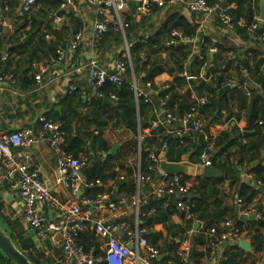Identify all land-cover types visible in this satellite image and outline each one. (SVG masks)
Instances as JSON below:
<instances>
[{
  "label": "built area",
  "instance_id": "2783aa9c",
  "mask_svg": "<svg viewBox=\"0 0 264 264\" xmlns=\"http://www.w3.org/2000/svg\"><path fill=\"white\" fill-rule=\"evenodd\" d=\"M85 1L94 7L95 12L90 27V37H87V31L84 29L79 30L71 40L69 50L59 46L55 54L34 59L30 63V69L36 87L41 89L45 85V75L50 72V69L55 64L68 61L69 58L77 54V51L85 45V42L97 46L111 28L121 33L123 47L113 58L110 67L102 65L97 58L92 57L85 65L88 71L85 75V85L71 84L67 93L72 94L83 91L84 107L90 109L95 98L103 100L108 98L117 104L118 96L115 92L105 96V93L101 91L105 84L111 82L119 87L124 83H128L134 92L138 109L141 100L155 105L150 112L151 122L149 126L143 129L141 124L139 125L138 147L127 160V163L134 169L133 178L137 185V194L129 199L125 194H116L114 186L94 196L87 194L86 189L94 185L83 173L84 168L90 162V154L82 152L74 155L68 152L66 150V138L61 128L62 124L46 118L42 119L41 133L49 135L51 147L57 156L55 183L68 187L70 198L64 199L61 194L55 192L50 184L40 177L38 169L31 168L30 165L19 160L18 155L12 150L13 146L18 147L30 142L33 134L31 128H23L13 132L0 128V182L7 180L12 172L18 174V190L22 202L23 220L30 231H34L38 240L51 238L57 248L61 249L62 256L58 259L57 264H158L157 261L162 253L150 243L145 236V230L140 228V205L146 202L148 197L142 196L141 193L146 186H148V195L158 197L174 196L178 211L184 213L186 219H190L198 225V231L204 241L200 246V250L204 252L201 264H223L222 261L225 259L224 254L228 245L239 246L242 239L253 241L255 233H250L244 229L240 225V220L250 219L252 215H255V218L262 219V215L257 213L251 205L248 206L244 199L237 195L236 189L228 185L223 188V192L226 195H230L232 192L236 194L235 203L238 217H227L210 225L206 219L199 218L193 211L192 198L193 195H198L200 189L198 178L185 179L183 175L172 176L163 172L159 167V159L153 148L149 149V159L152 162L150 168L156 173L143 176L141 168L142 145L145 137L150 136L151 132L159 131V136L181 137L193 142L200 135H204L205 146L198 162L203 165H214L217 135L206 130L208 120L197 109L185 112L182 117V126L177 127L176 122L179 117L167 105L172 85L167 82L154 88L152 81H144L146 77L144 71L139 74L135 73L134 58L131 53L132 44L128 42L126 36V28L129 26L126 15L130 13L131 5L135 8L136 21L156 16L152 12L153 5L160 7L158 13L164 12L165 17L169 11L174 12L183 8L189 10L196 15L197 34L189 36L185 35L180 29H173L169 33L167 44L191 46L190 56H193L195 47L200 44L202 38L204 36L209 37L207 26L211 16L217 17L222 27L231 33H234L240 27L242 29L246 28L249 34L253 35L257 26L261 25L263 27L264 18L261 19L260 11L258 13L256 11V7L260 5V0H252L254 17L250 23L245 18L238 20L233 18L230 11L236 6L230 4V1L228 5L220 8V4L224 0H218L213 5H210L207 0ZM65 6L66 4L63 3L62 8ZM38 8L39 3L37 0H20V5L14 13L12 23L15 27H18L22 21L27 18L30 19ZM218 9H220L219 12H217ZM10 10L8 4L3 5L0 9V37L5 31V14ZM59 20H62V18H59ZM163 23L160 25L158 32L162 31ZM154 34L147 24L140 33L141 42L146 43ZM258 39L259 43L264 44V33L259 35ZM216 43H218V40H216ZM211 50L216 51L217 48L213 47ZM141 56L146 59L145 53H142ZM228 56L231 59L234 58L232 49H229ZM8 57L9 53L7 51L3 56V60L8 59ZM258 58L263 59L262 70L264 71V50L260 51ZM181 75L189 81L198 78L211 81V78H206L203 75L199 77L191 76L186 71ZM6 77L11 85H16L17 78L13 73H7ZM159 92H166V95L164 98L158 99L159 102L156 103V95ZM190 99L191 102L197 105L204 104L207 101L206 97L199 95L194 89L190 94ZM181 143L186 142L182 140ZM234 166L240 172L241 183L252 184L255 188H262L264 191L262 181L256 179L246 164H241L238 160H235ZM167 205L168 202H166ZM130 206L135 211L134 224L126 220ZM45 208L55 211L59 219L50 221L47 212L44 210ZM90 210H95L98 215H91ZM88 230H91L95 235V244L92 245L90 250H86L84 245L77 241V236ZM191 249V245L180 246L175 253L170 255L168 263H174L173 259L178 257L182 264H193Z\"/></svg>",
  "mask_w": 264,
  "mask_h": 264
},
{
  "label": "trees",
  "instance_id": "16d2710c",
  "mask_svg": "<svg viewBox=\"0 0 264 264\" xmlns=\"http://www.w3.org/2000/svg\"><path fill=\"white\" fill-rule=\"evenodd\" d=\"M230 4L236 6L231 9L230 14L235 20L245 18L249 23L253 21L254 12L252 9V0H229ZM42 6L40 14L44 17L49 15V11L57 12L59 15H63L64 11L60 9L62 0H37ZM210 5L218 2V0H207ZM8 4L11 8L8 14L12 15L17 7L18 0H0V9L3 5ZM160 7L153 5L152 12L158 14ZM257 13L259 7H256ZM70 16L74 19V12H70ZM126 21L129 26L126 28L127 40L131 46V53L133 55V63L135 73L139 74L141 71L146 73L144 81H152L153 87L157 85L154 79L157 75L162 74L165 71L174 72L173 68H167L163 63L162 56L160 54L165 47L164 40L168 38L169 33L173 29H180L185 35L197 34L196 25L197 19L195 14H187V12L179 11L170 13L163 24V29L151 36L146 43L141 42V31L145 28L144 20L136 21L135 8L131 5V11L126 15ZM81 25L74 28L75 35L78 33ZM50 34L59 35L58 30L54 29L50 23L47 25ZM238 32L241 33L243 38H250V34L246 28L242 29L238 27ZM20 33L19 37H11L9 39L8 48L13 55H18L21 58L20 62H24L23 55L27 56V62L31 63L34 59L41 58L45 55V48L48 43L45 39L47 33L41 31L39 25V19L36 17L27 18L22 21L17 28L16 33ZM15 33V34H16ZM264 33V26H257L255 33L251 35L255 38L256 42H259L258 36ZM31 35V37L23 41L25 36ZM228 39L225 38L221 42L216 43L208 36H204L200 42V48L203 49L202 54H194L190 56L191 50L186 49L185 45L179 44L168 50L171 53V58L177 63L180 74L175 76V86L182 85L183 83H189L184 76L183 72H187L191 76L199 77L202 71V67L209 61L210 57L207 55L208 48L216 47L220 52H228L232 49L235 53V47L233 45H226ZM59 41H57L58 43ZM61 42V41H60ZM103 45L110 42H114L116 46L123 44V38L121 33L110 29L101 41ZM2 39H0V61H1V48ZM51 54L56 51V48L51 49ZM78 52V51H77ZM145 53L146 59H143L141 54ZM254 69H252L250 62L241 58L235 53L233 59L224 66L225 69H229L234 66L236 73L238 74V85L231 91L230 94H219L218 88L227 82H230L231 77H225L226 71L218 68V58L214 56V67L208 69L213 74L212 83L207 84L201 80V84L197 86L196 92L207 98L206 103L197 105L191 102L190 96H183L178 91L174 90L173 85L170 89V98L168 100V107H170L179 118H181L185 112L197 109L201 113L205 114L208 120L207 131L210 127L216 130V124L223 123V111L232 112V103L237 102L238 108H247V122L250 129H253V134L250 135V140L241 145L238 141L239 137H231L226 131L216 130L218 135L215 139L216 154L214 156V164L218 168L225 171V177L221 178H205L199 180V193L197 197L192 198L194 205L193 211L199 218H204L210 225L215 224L227 217H238L237 208H227L224 206L222 200L221 186L226 181H231V185L235 187L237 195L242 197L245 203L249 206L253 203L257 196L258 189L253 185L240 182V172L234 166V161L238 160L241 164H247L250 171L255 175L256 179L264 182V159L261 157L260 149L264 143V71L262 70L263 59H259L260 52L254 51ZM191 58L192 62L190 66L186 65V62ZM9 61V58L8 60ZM209 67V66H207ZM244 70H247L254 83L258 85V89L254 88L248 91L249 103L247 104V96L241 89L240 85L246 80L244 76ZM207 74V75H208ZM34 80V79H33ZM199 80V78H198ZM25 78L22 82H27ZM101 91L108 96L109 93L115 92L118 96V109L110 107L103 102L101 98H95L90 112L83 118L80 113V105L83 101V94L79 91L72 94L67 93L66 98L62 101L64 104L61 111H55V117L51 120L62 124V131L66 138V150L74 155H78L81 152L90 154V162L84 168V176L93 182V186L86 189V193L89 195H97L105 191L104 184L107 180H116L117 190L116 194H125L129 199H132L137 194V185L132 177L133 173L130 168L123 167L124 178L119 179L121 173L117 171H111L108 174L103 173L102 163L107 162L109 158H116L117 155L111 154V145L104 137V132L109 125L110 121L116 120V125H124L126 128L138 132L139 125L142 128L148 127L150 122L151 110L154 109V104H149L141 100L139 102V109L137 108V102L133 90L130 84L124 83L121 86H116L111 82L105 84ZM192 92V89H190ZM166 92H159L156 95V103L158 99L164 98ZM175 105H177L175 107ZM240 116L239 114L237 115ZM82 123L79 127L78 124ZM261 122H263L261 124ZM94 127V128H92ZM159 131L151 132L150 136L145 137L143 140L142 151V173L143 176L148 174L154 175L156 171L152 170V165L149 159V149L153 147H167V156L169 160L180 161L186 155H189L191 161L198 163L199 156L205 146L204 135H200L197 140L187 142L186 138L174 137V136H159ZM186 143L182 144L181 141ZM132 147L130 152L132 153L137 149L138 142L131 141ZM238 146L242 150H245V154L242 153L236 156L232 152V147ZM219 147V149H218ZM154 149V148H153ZM250 154V156H248ZM237 157V158H236ZM220 158L219 160H217ZM258 161L256 165L254 162ZM185 179L190 177L183 175ZM126 180V181H125ZM223 187V186H222ZM146 190L148 186L145 187ZM223 189V188H222ZM166 202L168 205L166 206ZM237 207V206H236ZM257 210L262 213V219L254 223L245 225V222L240 220V225L250 233H255L253 238L254 251H264V204L259 203L256 205ZM175 214H180L183 219L185 214L181 213L177 209L175 197L168 196H152L148 195L146 202L140 205L139 220L143 223L140 224L141 229H148L145 231V236L148 238L151 244L156 246L161 253H165L162 259L157 261L158 264H169L168 260L170 255L175 253L180 247L181 242L185 239L186 229H193L192 220L188 219V224L178 225L172 221V217ZM252 221V220H250ZM0 222L7 232L13 237L17 245L27 254V256L35 264H51V259L47 258L45 253L38 247V241L35 237L30 235L25 226L19 221H12L3 211L0 206ZM162 224L167 230V234L164 235L162 231H156L155 226ZM155 230V231H154ZM198 236L193 237V244L191 249V257L193 264H201L204 252L199 250L204 241L200 233ZM77 241L83 244L86 250H90L92 245L95 244V235L91 230L81 233L77 236ZM244 250L238 245H228L225 250V259L223 264H246V259L243 257ZM174 263L182 264L178 257H175ZM0 264H13L0 252Z\"/></svg>",
  "mask_w": 264,
  "mask_h": 264
},
{
  "label": "crops",
  "instance_id": "0c3cea01",
  "mask_svg": "<svg viewBox=\"0 0 264 264\" xmlns=\"http://www.w3.org/2000/svg\"><path fill=\"white\" fill-rule=\"evenodd\" d=\"M261 1L262 0H260L259 11L261 8ZM62 2L66 4L64 8H62L63 3L60 7V9L64 11L63 15H59L57 14V12L51 10L49 11V15L44 17L43 14H40V11L42 9V6L40 4L39 8L32 15V17L34 16L39 19L41 31L47 33L45 39L48 43V46L45 48V55L41 57H48L50 55L55 54L56 51L51 54V49H57L59 46H62L69 50L71 40L75 37L74 28L78 25H81L79 30L84 29L85 31H87V37H90V27L95 16L94 7L86 3L85 0H62ZM19 5L20 0H18V7ZM179 11H183L185 13L187 12V14H192L189 10L184 8L181 10H176L174 12ZM70 12H74V19L70 16ZM174 12L169 11L166 17L164 12H161V15L158 13V17V14H156V16L154 15L150 19L145 18L144 25L146 27L148 24L151 27L152 32L156 34L160 25L166 21L165 19H167L168 15ZM8 13L5 14V31L4 34L0 37L3 43L1 48L2 57L0 61V128L9 132H13L23 128H31L33 130V134L28 144L21 145L18 147L13 146L12 150L18 155L19 160L27 163L28 165H30L31 168L38 169L40 177L44 179L47 183H49L55 192L61 194L64 199H69L70 191L68 187L64 185H57L55 183V174L58 163L57 156L55 155L51 147L49 135H44L41 133L42 119L46 118L51 120L55 117V111L62 110L64 106V104H62V101L66 98L67 90L71 84L78 83L83 86L85 85V75L88 72L87 67L85 65L86 63H88L89 59L95 57L99 60L102 65L110 67L113 58L121 50L123 44L116 46L114 42H110L108 44L103 45V43L101 42L97 46H92L91 44H88V42H85V45L78 50L77 54L69 58L68 61H65L61 64H55L50 69V72L45 75L44 87L38 89L36 87L35 80H33L34 77L30 69V63L26 61L27 56L23 55L22 58L24 59V62H20V56L13 55L9 51V39L13 36L19 37L20 33H16L18 27H15L12 23L14 19V13L12 15ZM59 18H62V20H59ZM208 22L209 23L207 26V31L209 34V38H211L215 42L216 40H218V42H221L223 39L227 38L229 41L228 43H226V45H233V47H235V53L241 58L247 59L250 62L252 69H254V51H263L264 44L256 42L255 38L251 35L250 38L245 39L238 31H235L234 33L226 31L219 23L218 18L215 16H211ZM49 23L54 29L58 30V36L50 34L48 32L49 29L47 28V25ZM29 36L31 37V35L25 36L23 38V41H26ZM167 40L168 38H165L164 40L165 47L174 48L178 46L168 45ZM57 41L59 42L57 43ZM168 48L162 49L160 54L163 59L162 61L163 63H165L166 67L173 68L174 72L165 71L162 74L157 75L154 79V82L157 86L161 85L162 83L168 82L174 87V85L176 84L175 76L180 74L179 67L177 63L174 62V60H172V58L170 57L171 53ZM47 49L48 53L46 52ZM186 49L192 51L191 46H186ZM201 50L203 51V49L200 48V44L197 45V47H195V54H198L200 56L202 54ZM7 51L9 53V61H7L8 59L3 60V56ZM207 55L210 57V59H208L209 61L202 67L200 75L212 79V77L210 76L213 74L211 72L210 74H208V69L213 68L215 66L213 61L214 56H216V58H218V61H216V64H218V68L223 71H226L225 77H231V79H229L230 82H227L222 86L232 84L235 85V87L233 88L234 90L238 85L237 83L239 81V76L236 73L234 66L229 69H225L224 67L230 62L231 59L228 56V52H220L219 50L212 51L211 47H209ZM191 62L192 60L191 58H189V60L186 62V65L190 66ZM7 73H13L16 76V85L10 84L6 77ZM19 76L20 81L18 80ZM244 76L246 77V80L241 83L240 87L247 96L246 99L248 104V91L254 88L258 89L259 87L254 83V79L252 78L253 76H251L247 70H244ZM25 78H27L28 81L23 83L22 80ZM201 80L206 82L207 84L212 83V80L209 81L203 78H199V80L195 79L194 83H191L189 81V83H183L182 85L175 86L174 90L178 91L183 96H190V94L192 93L190 92V89L196 90L197 86L201 84ZM79 92H81L84 96L83 91ZM232 108L233 110L231 113L223 111V123L221 125L220 123H217L215 127L216 130L220 129V132H228L231 137L238 136V141H240L242 145V143L245 144L250 140L249 137L251 134H253L254 130L250 129V127L248 126L247 108H238L236 101L232 103ZM90 110L91 109H85L84 101H82L80 105V113L83 114V118L90 112ZM238 114L240 115L239 117L237 116ZM182 117L179 118V120L176 122L177 127L182 126ZM78 126L81 127L82 123L80 122ZM216 130H214L213 127H210L209 129V131H212L216 133V135H218V133L220 132H217ZM138 133L139 130L136 133L126 128L122 124L116 125V120L109 122V125L104 132V137L111 145V154L117 156L116 158L107 159V162L103 161L102 168L104 174H108L111 171H117L121 173V175H119V179H123L125 171L123 167H129L131 172L134 174V169L131 165L127 163V160L134 153V151L132 153L130 152V147H132L131 141H137ZM187 142L190 143V140L187 139ZM116 143H121L120 147L118 148L116 153H112L113 146ZM231 150L235 153L236 156H239L241 153L243 155L245 154V150H242L238 146H233ZM260 153L262 159H264V143L260 149ZM248 156H250V154H248ZM230 183L231 181H226L222 185L223 187L221 186V197L225 207L236 209V194L232 192L230 195H226L223 192L224 190L222 189L224 187H227L228 185H230L231 188L235 189V187L232 186ZM262 183L264 185V182ZM263 185L262 187H264ZM113 186L116 188V191H118V188L116 186V180H107L106 184H104L105 191L111 189V187ZM256 189H258V193L251 206L256 209L257 213H260L262 215V213L257 210L256 205L259 203L264 204V191L262 189L260 190L259 188ZM141 195L148 196V191L146 190V188L142 190ZM0 206L2 207L4 213L12 221L19 220L30 233V229L28 225L25 224L22 216V202L19 196L17 173L12 172L7 180L0 182ZM44 210L47 212L49 219L50 217H52L53 220L59 219V216L55 211L51 210L50 208H45ZM85 210L89 211L87 209ZM89 213L94 216L98 215L95 210H90ZM126 220L131 222L132 224H134L135 222V211L134 208L131 206L128 209V216L126 217ZM253 220L256 221L258 220V218H253L251 216L250 219H245V225H250L254 223ZM172 221L178 225H186L189 222L188 219H183L180 214L173 215ZM141 223L143 222L140 221V224ZM191 223L193 224V231L190 232V229H186V239L181 242L180 246H192L193 237L198 236V233H200L198 229H195V223ZM144 230L147 231L148 229ZM155 230L162 231L164 235L167 234V230L163 227L162 224L156 225ZM33 237H35L38 241L37 247L45 253L47 258L51 259V264H57L58 259L62 256L61 249L57 248L51 238H47L45 240L40 241L37 239L36 236ZM249 242L251 244L252 251L249 252L243 249L245 251L243 257L246 259V264H264V251L255 252L253 241Z\"/></svg>",
  "mask_w": 264,
  "mask_h": 264
},
{
  "label": "water",
  "instance_id": "95a60500",
  "mask_svg": "<svg viewBox=\"0 0 264 264\" xmlns=\"http://www.w3.org/2000/svg\"><path fill=\"white\" fill-rule=\"evenodd\" d=\"M229 0H224L220 4V8L225 7L228 5ZM220 9L217 10L219 12ZM260 17L261 19L264 18V0L261 1V8H260ZM261 27V25H260ZM30 36L28 37V39ZM26 39V40H28ZM48 53V49L46 50ZM23 71V70H22ZM21 71V73H22ZM18 80L20 81V76L18 77ZM191 83H194L193 80H190ZM235 85L227 84L225 86H219V93H230ZM103 102L110 107L114 108L115 110L118 109V105L113 103L108 98H105ZM121 143H116L113 146L112 153H116L118 148L120 147ZM155 153L158 156L159 159V167L160 169L169 174V175H185L190 178H221L225 177V171L222 169L216 167L213 164L210 165H203L200 163H196L191 161L189 155H186L182 160L180 161H172L168 159L167 156V147L159 148V147H153ZM258 161L254 162L253 165H255ZM198 195H193V197H197ZM254 218L255 215H252ZM52 217H50V221H52ZM195 229H198V225L195 224ZM30 234L32 236H35V233L33 230L30 231ZM239 247L242 249L251 252L252 247L250 242L247 239H242L239 242ZM0 252L9 259L13 264H35L28 256L27 254L17 245L13 237L7 232V230L3 227V225L0 222ZM165 256L164 253H162L159 257V259L163 258Z\"/></svg>",
  "mask_w": 264,
  "mask_h": 264
},
{
  "label": "rangeland",
  "instance_id": "374dc122",
  "mask_svg": "<svg viewBox=\"0 0 264 264\" xmlns=\"http://www.w3.org/2000/svg\"><path fill=\"white\" fill-rule=\"evenodd\" d=\"M261 189H262V188H261ZM261 189H260V190H261Z\"/></svg>",
  "mask_w": 264,
  "mask_h": 264
}]
</instances>
